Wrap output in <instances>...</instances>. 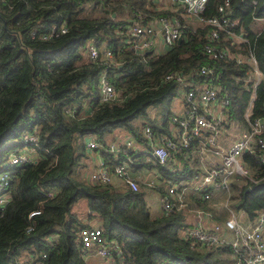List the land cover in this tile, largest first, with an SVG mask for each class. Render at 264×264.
<instances>
[{
    "label": "trees",
    "instance_id": "16d2710c",
    "mask_svg": "<svg viewBox=\"0 0 264 264\" xmlns=\"http://www.w3.org/2000/svg\"><path fill=\"white\" fill-rule=\"evenodd\" d=\"M222 1L206 0L203 16L216 15ZM229 8L228 16L236 20L232 29L244 33L261 73L253 88L246 79V64L205 54L208 26H184L181 40L161 52L136 53L128 48L117 32L126 17L144 23L171 13L157 9L151 0H0V170L13 171L9 199L0 209V264H23L26 252H32L33 261L40 264H90L78 247L79 229L87 220L96 221L120 246V256L107 264H232L227 247L204 248L182 236L188 213L184 208L151 216L142 189L91 181L84 145L88 137L105 145L116 134L142 142V124L157 133L172 114L169 105L179 85L161 79L170 71L191 78L200 65L212 66L217 75L212 82L228 99L227 123L244 127L246 109L249 119L264 117V22L259 30L254 28L255 18L264 17V0H230ZM59 21L65 22V32L48 39L30 36L31 30L41 32ZM230 38L222 32L211 43L247 53L244 45L238 50L229 43ZM90 42L112 52L115 63L107 74L119 92L114 100L99 101L101 65L86 57ZM33 127L38 146L24 148L33 150L35 158L6 165L19 135ZM99 154L109 169L122 161L131 169L156 167L161 178L171 181L192 173L184 161L181 168L172 169L171 161L158 163L146 158L145 152L126 156L101 150ZM241 160L258 179L252 183L234 177L231 206L252 218L258 210L264 211V167L248 150ZM49 189L53 194L46 196ZM205 201L198 198L188 204L206 210ZM34 209L39 213L27 232V214Z\"/></svg>",
    "mask_w": 264,
    "mask_h": 264
},
{
    "label": "built area",
    "instance_id": "2783aa9c",
    "mask_svg": "<svg viewBox=\"0 0 264 264\" xmlns=\"http://www.w3.org/2000/svg\"><path fill=\"white\" fill-rule=\"evenodd\" d=\"M166 1L170 6L163 9L171 12L170 14L158 15L152 18L153 20L144 23L133 18L134 20H125L118 24L117 32L124 36L128 48L136 53L145 52L153 45L155 35L160 37L163 46H170L181 35L184 26L188 24L193 27L208 26L207 35L210 42L204 45L205 54L211 59H232L236 63L246 64L249 69L246 79L251 80L252 88L255 86L261 73L256 66L244 33L240 28L237 32L232 29L236 20L228 16L230 0H223L216 9L217 14L209 17L202 14L206 0ZM157 9L161 10L162 8ZM136 17L139 18V15ZM255 20L264 22V17H258ZM66 29L65 22L59 21L41 32L35 29L31 30L30 36L38 35L41 39H48L65 32ZM222 32L226 37H231L229 43L233 44L236 49L239 50L240 45H244L247 53L231 51L227 46L211 43L217 42ZM85 53L90 62L101 65L97 72L99 101L114 100L118 97L119 92L107 74L108 68L115 63L112 52L106 46L98 48L90 42L86 46ZM216 76L213 67L209 65H200L194 70L191 78L178 71H170L163 76L162 82L174 80L186 86V89L183 93L182 113L171 118L174 125L173 136H162L157 142L150 126H142V135L145 143L150 147V155L158 163H163L174 153L184 151L205 130L210 132L216 130V117L212 112L222 111L228 105V99L218 94V88L212 82ZM195 77H201V79ZM69 112L71 113L72 110ZM244 119L245 129L229 143L226 150L220 155L218 164L204 169L199 174H194L188 181L173 180L169 182L165 186V190L160 192L158 202L161 210L160 215H165L185 205L184 196L187 191L196 192L205 200L213 192H219L221 206L225 211L223 220L205 223L202 220L204 214L211 213L208 210L195 207L193 212L196 223L184 227L181 232L182 236L191 238L204 248L227 247V254L232 259V264H264V211L258 210L252 218H249L243 210L234 209L231 206V181L233 178L238 176L244 181L252 183L258 179L257 174H254L241 160L242 152L248 150L256 153L259 162L264 167V138L261 137L264 132V117L249 119L248 109H246ZM212 138V136L209 137L208 141L213 142ZM17 144L7 154L5 164L8 166L28 163L33 159V155L35 158L33 150L28 151L24 148V145L34 148L38 146V134L35 127L23 131L17 138ZM134 144V140L130 137L114 139L105 145L88 137L84 143L87 150H93L98 154L101 150H107L114 155L122 153L126 156L134 152ZM12 172L10 168L0 170V209L9 199L7 186ZM88 178L98 184H112L115 178L117 186H127L132 191L139 190L138 183L130 175L129 166L124 161L114 164L109 169L103 159H99L89 172ZM148 184L152 185V182H148ZM45 194L51 196L53 189L46 190ZM38 213L39 209L28 212V223L25 227L27 232L32 230L35 225L33 216ZM78 237L80 255L85 260L92 255L108 263L121 254L120 246L116 240L108 237L97 223L90 222L81 227ZM33 257L32 252H26L23 264H40L33 261Z\"/></svg>",
    "mask_w": 264,
    "mask_h": 264
},
{
    "label": "crops",
    "instance_id": "0c3cea01",
    "mask_svg": "<svg viewBox=\"0 0 264 264\" xmlns=\"http://www.w3.org/2000/svg\"><path fill=\"white\" fill-rule=\"evenodd\" d=\"M156 8H162L161 10H166L170 4L166 0H153ZM166 8V9H163ZM160 10V9H159ZM125 20H134L132 16H128L125 18ZM191 25V24H190ZM260 29V28H259ZM176 42V41H175ZM167 46H163L160 37L158 35H155L154 37V43L151 46L150 49L153 52H161L164 49H166ZM146 50V51H148ZM145 51V52H146ZM186 89V86L179 84L177 89V95L176 100H173V97L169 109L172 112V114L169 116L166 125L163 126L157 133L153 130V128L150 126L152 131L154 132V138L158 142L162 136H173L174 133V125L171 122V118L173 116L179 115L182 113V104H183V93ZM150 109V108H149ZM149 115H152L153 110H149ZM83 112H88V106L86 105ZM215 114V121H216V130H212L211 132L209 130H205L199 138H196L191 145L186 148L181 153H174L171 155L167 161H171V167L172 169L175 168H181L183 161L187 166L192 168V173L186 177V178H177L175 180H190L194 174H199L204 169L211 167L213 165H216L220 162V155L226 150L229 143L235 138L236 135H238L243 129H245L246 125L244 127H239L240 125L233 124L235 128L232 127V124L227 123V118L224 113V110L222 111H216L212 112ZM152 117V116H150ZM223 124V125H222ZM148 125V124H142L141 125V134H142V126ZM225 125V126H224ZM215 135H220L218 140L215 139ZM213 137V142H209L208 138ZM130 137L134 140V138L128 134H116L112 135L107 139V142H110L111 140L118 139V138H126ZM143 137V135H142ZM144 138V137H143ZM208 141V142H207ZM134 146H133V153H139V152H145L146 158L151 157L150 155V147L145 143V139L142 142H136L134 140ZM89 159V169L88 173L95 167L96 163L99 161V159L102 160L100 154L94 152L93 150H87ZM153 160H155L153 157H151ZM129 173L130 175L136 180L140 188L144 191V201L146 204V207L148 209V212L151 216H159L161 214L160 205L158 202V196L160 194V191L158 190V186H162V191L165 190V186L171 182V180H166L161 178V175L159 171L156 169V167H140L137 169H131L129 167ZM173 181V180H172ZM148 182H152V185H149ZM112 184L114 186H117V180L114 178ZM186 199L188 200V203L191 204L192 200H196L198 198H201L199 194L192 191H187L185 193ZM220 194L219 192H213L211 196L206 199V210H208L211 214H204V218L202 220L205 221V223H210L213 221L221 222L223 218L225 217V211L223 207L221 206V199H219ZM204 207V208H205ZM194 206L191 207V211L188 212L186 215V222L187 226L195 224V217L193 209ZM83 220H85V217H83ZM88 223H96L94 220H87ZM89 257H94L90 255ZM88 257V258H89ZM88 258L86 259L88 261ZM97 258V257H96ZM99 259V258H98Z\"/></svg>",
    "mask_w": 264,
    "mask_h": 264
},
{
    "label": "rangeland",
    "instance_id": "374dc122",
    "mask_svg": "<svg viewBox=\"0 0 264 264\" xmlns=\"http://www.w3.org/2000/svg\"><path fill=\"white\" fill-rule=\"evenodd\" d=\"M262 25H263V22L261 21V20H255V22H254V28H255V30H258L259 28H261L262 27ZM176 96L173 98V100H176ZM150 110V109H149ZM141 119L140 118H138L137 119V121H140ZM223 125V124H222ZM225 126V125H224ZM232 127L233 128H235L233 125H232ZM220 137V135H215V139L216 140H218V138ZM141 188H140V186H139V190H140ZM184 201H185V205L182 207V208H184L187 212H189V211H191L190 209H191V207H193V206H190L189 204H188V200L186 199V197H184ZM77 207H80V205H78V206H76L75 205V207L74 208H77ZM193 209V208H192ZM235 209V208H234ZM236 211V210H235ZM188 214V213H187ZM98 224V223H97ZM88 262L90 263V264H107L106 262L104 263V260L103 259H98V258H96V257H89L88 258Z\"/></svg>",
    "mask_w": 264,
    "mask_h": 264
},
{
    "label": "water",
    "instance_id": "95a60500",
    "mask_svg": "<svg viewBox=\"0 0 264 264\" xmlns=\"http://www.w3.org/2000/svg\"><path fill=\"white\" fill-rule=\"evenodd\" d=\"M181 40V35L178 36V38L176 39V42L178 43ZM245 151V150H244ZM216 248H218V246H215Z\"/></svg>",
    "mask_w": 264,
    "mask_h": 264
}]
</instances>
